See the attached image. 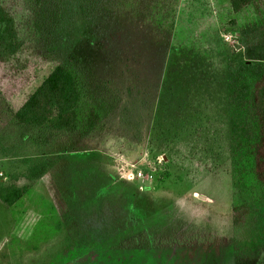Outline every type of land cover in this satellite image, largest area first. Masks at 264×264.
I'll return each mask as SVG.
<instances>
[{
    "label": "rangeland",
    "instance_id": "374dc122",
    "mask_svg": "<svg viewBox=\"0 0 264 264\" xmlns=\"http://www.w3.org/2000/svg\"><path fill=\"white\" fill-rule=\"evenodd\" d=\"M60 1L62 28L40 39L23 26L0 63V182L28 187L0 199V264H264V245L235 251L232 230L237 203L264 216L243 109L264 15L229 0ZM61 62L103 125L43 143L14 113ZM41 159L43 176L21 173Z\"/></svg>",
    "mask_w": 264,
    "mask_h": 264
},
{
    "label": "trees",
    "instance_id": "16d2710c",
    "mask_svg": "<svg viewBox=\"0 0 264 264\" xmlns=\"http://www.w3.org/2000/svg\"><path fill=\"white\" fill-rule=\"evenodd\" d=\"M20 1L24 4V9L19 13L12 11L8 1H0V63L8 62L23 48V26L42 39L60 30L68 19L60 0ZM229 1L235 12L254 6L259 16L264 15V0ZM243 104L249 118L248 146L252 153V172L257 182L264 187V70L254 81ZM14 117L21 125L43 126L39 139L43 143L56 134L78 132L83 136L89 135L103 125L100 110L84 100L80 74L71 63L65 62L56 64L15 111ZM50 167L52 163L41 159L28 163L21 173L32 180L43 176ZM27 189V186L0 182V199L9 206L13 205ZM262 216L260 209L251 203L242 202L233 206L235 251L239 245H245L256 252L258 247L264 245Z\"/></svg>",
    "mask_w": 264,
    "mask_h": 264
}]
</instances>
